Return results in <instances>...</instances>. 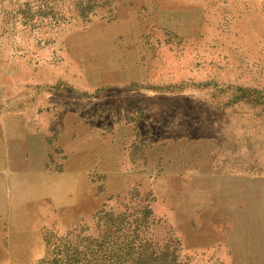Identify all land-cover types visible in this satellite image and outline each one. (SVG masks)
Returning <instances> with one entry per match:
<instances>
[{
    "label": "rangeland",
    "instance_id": "rangeland-1",
    "mask_svg": "<svg viewBox=\"0 0 264 264\" xmlns=\"http://www.w3.org/2000/svg\"><path fill=\"white\" fill-rule=\"evenodd\" d=\"M0 264H264V0H0Z\"/></svg>",
    "mask_w": 264,
    "mask_h": 264
},
{
    "label": "crops",
    "instance_id": "crops-1",
    "mask_svg": "<svg viewBox=\"0 0 264 264\" xmlns=\"http://www.w3.org/2000/svg\"><path fill=\"white\" fill-rule=\"evenodd\" d=\"M13 193H14V192H13ZM4 194H10V193H8L6 187H4Z\"/></svg>",
    "mask_w": 264,
    "mask_h": 264
},
{
    "label": "trees",
    "instance_id": "trees-1",
    "mask_svg": "<svg viewBox=\"0 0 264 264\" xmlns=\"http://www.w3.org/2000/svg\"><path fill=\"white\" fill-rule=\"evenodd\" d=\"M92 2V0H87V3H88V6H89V4Z\"/></svg>",
    "mask_w": 264,
    "mask_h": 264
}]
</instances>
